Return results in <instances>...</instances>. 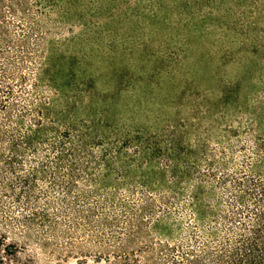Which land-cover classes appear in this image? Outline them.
I'll use <instances>...</instances> for the list:
<instances>
[{
  "label": "rangeland",
  "instance_id": "obj_1",
  "mask_svg": "<svg viewBox=\"0 0 264 264\" xmlns=\"http://www.w3.org/2000/svg\"><path fill=\"white\" fill-rule=\"evenodd\" d=\"M34 1L47 23L35 75L46 101L39 104L38 132L45 157L30 156L33 164L24 168L56 207L43 208L39 194L33 205L39 233L9 235L20 262L108 264L97 261L104 253L74 235L76 226L49 227L48 213L60 216L58 204L72 219L70 203L96 192L108 201L131 190L132 203L141 193L166 196L174 206L186 200L184 219L197 221L190 196L203 203L210 197L200 192L198 178L236 172L245 163L242 155L254 158L264 143V0H54L50 9ZM171 135L183 160L156 151V144L170 148ZM51 139L67 143L72 154L55 158L60 154L50 148ZM127 142L121 157L117 152L101 162L104 150ZM222 156L229 169L219 162ZM70 165L80 177L78 188L59 194L52 186ZM186 173L197 182L188 184ZM183 225L159 213L148 231L157 241H175Z\"/></svg>",
  "mask_w": 264,
  "mask_h": 264
},
{
  "label": "trees",
  "instance_id": "obj_2",
  "mask_svg": "<svg viewBox=\"0 0 264 264\" xmlns=\"http://www.w3.org/2000/svg\"><path fill=\"white\" fill-rule=\"evenodd\" d=\"M43 1L46 5L39 7L50 9L55 5L54 0ZM34 2L0 0V264H22L18 245L8 241V237L28 239L32 232L39 233L36 228L41 223L33 209L39 194V198L45 196L43 208L56 207L54 200L37 188L30 169L24 168L25 162L33 164L30 156L45 157L38 132L42 126L39 104L46 101L38 90L35 75L42 65L47 23ZM50 144L60 154L55 158L73 152L58 139H51ZM128 144L123 143L120 150L114 147L104 150L101 162L106 157H121L119 154ZM156 145L159 154L179 155L175 135L170 136V148L164 150ZM76 148L81 149L80 145ZM254 153V158L242 155L245 163L236 172L218 176L210 171L205 178H198L197 184L203 187L200 192H207L210 197L203 203L196 194L190 196L198 216L195 222L183 217L189 204L186 200L174 206L166 196L141 193L140 199L132 203L131 190L130 194L118 195L112 201L96 192L95 197L89 194L80 203L71 202L68 208L74 215L72 219L66 212L68 209L58 204L60 216L48 213L49 227L76 226L74 235L79 234L80 240L85 239L104 253L97 261L108 264H264V143L258 144ZM221 158V165L229 169V161L225 156ZM179 160H183L181 155ZM214 163L215 160L211 165ZM71 166L60 184L52 186L59 194L78 188L80 177ZM251 169L256 171L254 175L249 173ZM185 176L188 184L192 180L197 182L188 173ZM159 213L184 220V235L179 240L157 241L151 236L148 224Z\"/></svg>",
  "mask_w": 264,
  "mask_h": 264
}]
</instances>
